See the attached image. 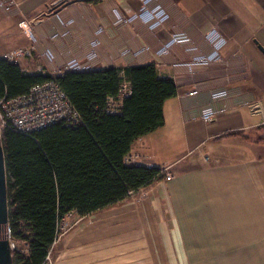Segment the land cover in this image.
<instances>
[{
	"label": "crops",
	"instance_id": "0c3cea01",
	"mask_svg": "<svg viewBox=\"0 0 264 264\" xmlns=\"http://www.w3.org/2000/svg\"><path fill=\"white\" fill-rule=\"evenodd\" d=\"M17 2L13 16L29 23L22 46L35 47L18 62L28 73L85 60L97 23L120 15L111 9L113 0ZM162 7L148 17L154 27L136 38L133 31V38L124 30L112 38L105 30L97 54L106 68L117 66L119 45L130 40L133 52L147 49L124 59L127 65L155 62L161 76H191L165 102L164 125L136 140L129 152L137 154L136 165L158 166L165 174L97 219L72 226L52 246L54 264H264V0H163ZM176 35L188 41L175 42ZM12 44L0 46V55L19 47ZM164 45L168 51L159 57ZM217 47L223 59L242 60L247 71L231 86L261 101L262 113L213 100L196 54ZM66 49L72 54H63ZM209 103L217 114L205 121L201 111Z\"/></svg>",
	"mask_w": 264,
	"mask_h": 264
},
{
	"label": "trees",
	"instance_id": "16d2710c",
	"mask_svg": "<svg viewBox=\"0 0 264 264\" xmlns=\"http://www.w3.org/2000/svg\"><path fill=\"white\" fill-rule=\"evenodd\" d=\"M50 79L67 94L82 123L32 133L3 129L10 234L17 244L12 264H46L67 214L99 212L165 174L158 166L125 163L136 140L164 125V104L179 93L175 80L161 76L155 62L64 70L53 77L48 71L28 73L0 57V98L25 94ZM124 80L130 92L119 112L109 113V100L119 96Z\"/></svg>",
	"mask_w": 264,
	"mask_h": 264
},
{
	"label": "built area",
	"instance_id": "2783aa9c",
	"mask_svg": "<svg viewBox=\"0 0 264 264\" xmlns=\"http://www.w3.org/2000/svg\"><path fill=\"white\" fill-rule=\"evenodd\" d=\"M157 1L158 8L161 9L163 0H148L147 3H152ZM18 2L15 0H0V6L5 8L7 11H15L18 7ZM20 26L26 31L29 23L25 20L20 22ZM215 34L217 32L215 31ZM59 33L54 31L53 37H57ZM176 37V38H175ZM174 41L176 42H186L188 38L185 35H176ZM92 44V43H91ZM219 48L211 54L202 55L196 54L201 61L199 63L204 64L201 69L204 68L201 75L204 78H209V91L215 101H233L239 105H247L253 113H262V103L261 101L254 98H245L246 94L242 91L240 87H232L233 80L237 78H242L245 75L246 67L242 60L238 57H234L233 60L223 59L220 55ZM35 47H18L10 50L0 57L5 58L11 62H20L21 60L31 57L33 55ZM167 50L166 45H164L159 51L165 52ZM127 53V50L125 51ZM132 52V51H128ZM144 52V48L139 50L134 54V57ZM71 55L72 52L66 49L63 54ZM127 53V54H128ZM134 53V52H133ZM49 56L51 53L47 52ZM122 54V53H121ZM125 53L119 55L115 62L121 59H125ZM132 55V54H131ZM234 60H239L238 64ZM115 64V63H113ZM200 65V64H199ZM202 66V65H201ZM106 66L99 60L97 52L91 45V50L87 54L85 60L74 59L69 62L68 66L64 70H88V69H104ZM64 70L58 66L40 69L39 72H50L51 75L59 76L62 75ZM191 71L193 73H191ZM189 74H196L193 68H190ZM176 76H179L180 81L177 82L178 85L191 82V76L182 74L178 72ZM199 87V85L197 86ZM200 88V87H199ZM192 91V94L198 92V89ZM130 92L129 84L126 80L123 81L120 89V94L116 98H111L108 103L107 111L112 114L119 112L120 106L122 104V99L126 97ZM217 114V109L212 103L206 104L201 111V117L205 121H211L215 119ZM62 124L64 126H76L82 123L81 116L76 108L71 103L67 94L59 86V84L54 80L50 79L40 84L32 86L29 91L25 94L7 98H0V130L3 132L5 127H13L23 133H32L36 130L42 129L53 124ZM138 156L137 154H128L125 156V163L132 165L137 164ZM174 177L172 173H167L166 179L171 180ZM61 229V228H60ZM8 234L10 238V244L12 250L16 248L15 242L11 238L10 225L8 227ZM50 260V253L47 256L46 264ZM49 264H52L49 262Z\"/></svg>",
	"mask_w": 264,
	"mask_h": 264
},
{
	"label": "rangeland",
	"instance_id": "374dc122",
	"mask_svg": "<svg viewBox=\"0 0 264 264\" xmlns=\"http://www.w3.org/2000/svg\"><path fill=\"white\" fill-rule=\"evenodd\" d=\"M15 1L17 2V0ZM134 1L137 2L135 7L127 8V7H124V4L121 3V0H113L112 2L113 6H111V9L112 8L114 10L118 9L120 11V15L117 14V17H114V18L108 15L107 19L101 20L102 22L97 23V25L95 26L96 34L92 38V46L94 47V50L96 52H97V47L101 44L100 34H102L105 30H107V32L110 33L112 38L113 37L115 38L118 33L120 34L122 32V30L127 31L128 36L131 38H133L131 34L134 32L133 36L134 38H136L138 37L139 33H142L144 29L146 30L145 27H148V29L149 28L152 29L154 27L153 22H151L148 19V17H150L152 14L154 15L156 11L159 10V8L154 6L153 1H152L153 5L147 3L148 0H134ZM143 4H144V7H142ZM12 12L13 10L4 11L2 9V6L0 7V46L1 47L12 46L13 45L12 43L15 42L16 44L15 46L24 47L22 46L23 45L22 43H23V38L25 37L24 33H26V31L21 26H20L21 28L19 27L20 19L19 17H14L13 16L14 13L12 14ZM130 31L131 32L133 31V32L131 33ZM13 39H15L16 41ZM129 44H131L130 40L129 41L127 40L125 41L124 44L119 45V48H121L120 52L122 53V54L120 53V55H123L125 53L124 55L125 59H127L128 57H134V54L137 52V51H134L133 53L132 45H129ZM126 50H127V53L128 51H132V52H129L127 54L125 52ZM117 66H127V63L126 61H124V59H121V61L117 63ZM40 69H43V68H38L36 71L39 72ZM191 73L193 72L191 71ZM168 77L173 78L175 82L180 81L179 76H176L175 74L169 75ZM134 195L135 194H132L131 196H134ZM110 207H107V208H110ZM106 209H103L99 212H96L94 214L87 215V216H81L76 213L73 215V212L67 214L61 221V224L59 227V235L56 241H59L63 236H65L71 230V227L74 226L75 224L77 223L81 224L88 220L97 219L100 216V214ZM15 245L17 247L16 242H15ZM19 248L25 249L26 245L23 244L22 242H19ZM49 262L54 264L53 251L52 252L50 251V260L48 261L47 264H49Z\"/></svg>",
	"mask_w": 264,
	"mask_h": 264
},
{
	"label": "water",
	"instance_id": "95a60500",
	"mask_svg": "<svg viewBox=\"0 0 264 264\" xmlns=\"http://www.w3.org/2000/svg\"><path fill=\"white\" fill-rule=\"evenodd\" d=\"M264 53V47L259 45ZM9 201L7 193V169L2 132L0 130V264H12V248L8 234Z\"/></svg>",
	"mask_w": 264,
	"mask_h": 264
},
{
	"label": "bare ground",
	"instance_id": "6f19581e",
	"mask_svg": "<svg viewBox=\"0 0 264 264\" xmlns=\"http://www.w3.org/2000/svg\"><path fill=\"white\" fill-rule=\"evenodd\" d=\"M143 7H144V4H143Z\"/></svg>",
	"mask_w": 264,
	"mask_h": 264
}]
</instances>
